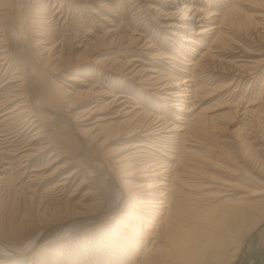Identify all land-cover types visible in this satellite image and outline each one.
Here are the masks:
<instances>
[{"label": "rangeland", "instance_id": "1", "mask_svg": "<svg viewBox=\"0 0 264 264\" xmlns=\"http://www.w3.org/2000/svg\"><path fill=\"white\" fill-rule=\"evenodd\" d=\"M7 1L6 5H0V38L9 51L8 60L0 68V98L8 87L19 83H6L11 76H16L13 55L18 51L33 67L30 73L33 78L29 74L23 76L28 98H18L12 105L23 104L16 112L22 111L29 120L27 124L39 110L52 118L36 120L20 132L16 143L26 133L35 134L32 146L43 150L26 160L24 166L18 156L12 155L15 146L8 147L0 140V243L9 252H0V264H123L124 260L130 264L129 255L115 258L121 253L117 250L126 245L115 224L125 213L124 209L136 203L130 194L143 178L132 164L122 172L115 171L114 167L116 177L104 171L90 173L87 166L91 164L85 165L81 159L89 158L93 163L107 159L113 165L112 155L142 139V131L132 137L126 135L129 132L116 133L115 125L122 117H110L118 114L117 110L122 115L124 110L134 109L136 119L141 118L143 122H155L154 118L160 117L161 122L174 123L178 110L165 104L162 99L166 96L165 90L155 93L147 84L138 82V71L162 69L161 75L174 74L177 78L189 74L179 62L183 59L178 57L174 61L166 56L175 55L176 50L196 57L205 52L204 46L211 43L210 35L202 39V46L195 51L182 50L179 44L186 41L180 40L182 37L199 39L196 32L208 26L210 20L200 17L210 13L207 9L229 8L232 0ZM150 4L154 7L150 8ZM237 4L241 11L245 7L248 14L252 12L239 1ZM184 5L204 12L193 14L192 11L188 15V10L182 8ZM244 19L240 27L233 26L237 31L231 33V42L224 45L231 52L222 47L209 50L194 72L202 88L195 98L191 97L188 104L191 112L187 116L193 119L200 112L208 117L220 114L219 118L206 121L203 128L193 126L184 141L178 135L171 141L160 142L162 145L154 146L155 149L145 147L149 152H144L160 161L176 145L184 143L193 149L186 150L189 151L186 165H179L175 170L185 175L188 184L195 185L186 191L192 193L204 184L208 185L210 196H202L200 192L199 196L190 193L177 196L178 217L183 222L179 225L183 230L173 231V235L178 239L182 233L197 228L203 242L199 251L211 257L219 255L217 264H264V208L258 210L236 200L239 197L253 200L260 195L256 191L262 188L261 177L255 170L258 171L264 158V148H260L264 147V20L254 16L260 25H253L254 19L251 24L248 18ZM189 21L191 25L182 23ZM13 23L21 25L23 35H13ZM182 24L186 27H176ZM98 59L105 62L96 64ZM108 59L115 61L109 65ZM130 69L137 76L127 73ZM30 78L42 96L38 91L33 93ZM22 90L19 87L17 94ZM113 94L125 96L110 107ZM40 99L49 103L51 113L36 108L35 102ZM25 117L9 123L23 125ZM113 120L116 122L112 123ZM224 138L231 139V147L220 141ZM238 153L247 156L245 162L238 160ZM54 159L57 160L52 162ZM70 171L74 174L65 185L56 186ZM39 174L45 178H37ZM226 180L233 182L235 190L223 184ZM180 184L185 186L183 182ZM224 188L234 191L232 197L239 203L209 202ZM102 209L98 217L100 214L96 213ZM65 221L70 223L69 228L64 225ZM127 221L134 224L130 219ZM225 232L228 238L224 237ZM235 247V252L229 253ZM177 251L174 249L173 257ZM177 256L186 263L185 255Z\"/></svg>", "mask_w": 264, "mask_h": 264}, {"label": "bare ground", "instance_id": "2", "mask_svg": "<svg viewBox=\"0 0 264 264\" xmlns=\"http://www.w3.org/2000/svg\"><path fill=\"white\" fill-rule=\"evenodd\" d=\"M238 1L246 5L248 9H251L252 12L248 14L247 13L248 10H246L245 7L241 8L242 9L241 11L240 6L237 4ZM238 1L237 0H232V2L230 1L231 3H230L229 8L227 6L226 7L219 6L220 8L222 7V9H220L219 7H218L219 9L214 8L212 11L207 9V12H210V13H207V16L204 13L205 16L204 17L202 16L200 18L207 19V20L209 18L210 19L208 20L209 24L206 27H202L198 29V31L196 32V35L200 36L199 39L196 38L197 40H193L191 38L185 39L182 37V39L180 40V41H186V43L185 44L183 43V45L182 43L179 44V47L182 50H194L195 51L198 49V47L202 46V42H201L202 39L207 38V36L210 35L211 43L210 45L204 46L206 47L205 52L199 53L198 57H196L195 55L192 56L189 54L187 56L186 54H183L179 50L174 51L175 55H173L172 53L168 55L166 54L167 58L173 59L174 61L176 60L178 61L177 59L178 57L183 59V61L181 60L179 61L184 65L182 69L184 72H187V73L189 72V74H187L185 77L177 78L176 75L174 74L169 75V77H166L168 73L165 74V76L161 75L162 69H157V70L142 69L139 71L137 70L139 72L138 77H137L138 82L140 81L142 83L147 84L150 90L156 91L155 93L160 92V90H165L166 96L162 97V99L165 101V104H167V106H170L172 108L174 107V109L178 110L176 115H174L173 117L174 123L170 125V123L169 122L167 123V121L161 122L162 119L160 117H155L154 118L156 120L155 122H150V123H148V121L143 122V121H140L141 118H139L140 120H137L138 118L136 119V116L138 115L136 114V111L134 109H130V110L123 109L124 111L122 112V115H120L121 110L120 111L117 110L118 114L114 115V117H110V118H115V116L122 117L120 122L115 125L116 133L118 135H121L122 132L125 131L127 133L129 132L128 134H126L128 137H132L134 134L142 131L143 132L142 139L140 138V140L135 142L130 147L129 146L125 147L124 149L119 151L118 154L112 155V156L110 155L114 162L113 165L108 164L109 160L107 159H102L97 163H93V161L89 158H86V160L85 158L81 159V161L85 163V165L86 163L91 164L87 166L90 173L104 171V174L106 175L112 174L114 177H116V174H115L116 170L117 171L120 170L122 172L125 170L127 166L132 164V165H135L134 169H137L138 172L140 173V176H142L143 178V182H140L138 183V185L133 186V189H132L133 194H130L131 196H133L132 198L136 200V203H133L129 207H127V209H124L125 213H122V216L116 219L115 226H117L118 228V231H119L118 234H120V238H122V240L126 242V245L124 248L122 247V249L117 250L121 253L120 254L117 253V256L115 255L116 260L121 259L120 257L123 258V255L124 257L129 255L130 257L129 256L128 257L130 258L129 259L130 264H217V262L221 258L219 255H212L211 257V256L206 255L203 252V250L202 252L199 251L203 247V242H202L200 235L197 233V228L193 230H190L188 228L190 231L182 233L181 238H178V239L174 236L175 234L173 235L175 231L183 230V228L180 227L179 225L183 222H181V218L178 217L179 211H178L177 203H176L177 196L188 195V193H190L191 191L188 192L185 189H187L189 186H195V185L188 184L187 179H184L185 175H179L178 171L175 169L179 165H183L187 163L189 159L187 158L186 154H188L189 151H186V150L192 151L193 149H191L190 146L186 147L184 143L180 144L179 147H177L176 145L174 146L175 148H173L172 153L170 152L168 154H165L164 158L158 156L159 159L163 158L160 161H158L156 158H150L151 154L146 156L145 155L146 153L144 152L147 151L146 150L147 148L155 149L153 147L161 144L160 142L164 140L171 141L173 140V137L177 138L178 135L181 136L183 138L181 140L184 141L185 137L190 136L189 134L193 126L196 127L195 125H197V126H200V128H203V124L206 123V121L214 122L215 119L219 118L220 114H213L211 117H208V116L202 115V113L199 112L197 113L196 117L191 119L190 117L187 116L191 112V107L188 104L191 102L190 101L191 97L197 96L198 95L197 92H200V88H202V86L198 85L197 83L198 81L196 78L197 74H194V72L196 68H199L198 65L204 59H206L209 50L213 48L220 49V47H222L223 49H227L228 52H231V50L228 48H225L226 46L224 45L229 40L231 42V39H230L231 33H233L234 30H236L235 27L233 26L240 27L241 25H243V23L246 21L244 19L245 17L248 18V22L250 24L253 21L254 16L259 17V19L261 18L264 20V11H263L264 10V7H263L264 0H248L250 2H241V0H238ZM7 2L9 1L0 0V5H6ZM149 7L151 8L154 6L150 4ZM0 8L2 7L0 6ZM182 8L183 10H186V11L188 10V15L192 11H194L193 14L195 13L199 14L200 12H204V10L203 11L199 10L198 12L195 6L193 8H189L186 5H184L182 6ZM217 15H219L218 16L219 19ZM214 16H216L217 18H215ZM184 18H186V16ZM254 20L255 22L253 21V25H260V21H256V19ZM182 23H188L191 25L190 21L182 22ZM176 27L185 28L186 26L185 24H182V26L178 25ZM12 31L13 33H15V34L12 33L13 35H16V36L18 34L23 35V31H22L20 24L16 25L13 23L11 26V32ZM22 41H21V44H19V46H22ZM187 42H190V43H187ZM188 45L190 47H188ZM151 50H153V48ZM157 52L159 53V51ZM8 53L9 51L6 48V43L3 41V38L2 39L0 38V60L2 61V63H0V68H2L3 63H5L8 60L9 58ZM22 55L23 54H21L18 51L17 53L13 55V60L16 61V66H17L15 67V70H17L16 76L15 77L11 76L10 77L11 79H8L9 81L6 82L7 84H10V83L14 84L15 82L17 83V81H19V83L13 85L12 87H8L6 92H4L5 93L4 96L0 98V140L1 142L5 143L6 146L8 147L15 146V149H13L14 153H12V155L18 156L17 158H18L19 163H22L24 166L25 164H27L26 160L30 159L33 156L38 155L43 150H40V147L35 148L36 146L35 147L34 145L32 146L31 141L34 138H36L34 137L35 134L30 136L28 135V133H26L24 139L21 141H18L19 143L15 142L16 139L21 135L22 131L28 128L26 126L32 125L34 121L36 120L42 121L43 118H52V116L50 114H45L44 113L45 111L43 112L39 110L40 112L38 113L36 112V114L33 115L34 119L32 120V122L30 121V124H27L29 120L28 118L25 117V115L21 113L22 111L16 112V110H18L19 108L20 109L23 108V104L18 103L19 105L18 104L12 105V103L15 100L17 101L18 98H22V97L28 98L27 96L28 92L25 91L26 88L24 86L25 78L23 76L24 75L26 76L27 74H29L33 78V76L30 74L31 72H33V67L29 66V61L24 59ZM96 61H97L96 64L105 62V60L103 59H98ZM113 61L115 60L108 59L106 64L112 65ZM177 65L178 64H176V66ZM202 66H204V64H202ZM234 66L237 67V65H233L232 67L235 68ZM203 68L205 69L206 67H201L200 69H203ZM126 69L127 67L125 68V70ZM240 71L244 73L243 70H240ZM127 73L129 74L132 73V76H137V73L133 72V69L128 70ZM234 77L232 78V80L234 79ZM68 79H71V77H68ZM173 79L175 80L173 81ZM30 80L32 83L31 89L34 93V91H38L39 88L36 86L34 80H32L31 78ZM228 86L229 85L226 84V87ZM19 87H22L23 90L21 92H18L17 94V90ZM21 93L24 95L22 96ZM38 93L42 96L41 91H38ZM112 96H113V99L111 102H109L110 107L116 103L117 99L125 95L113 94ZM35 104H36L37 109L43 108L46 111H48V113H51L50 111L52 109L46 100L37 101V103L35 102ZM150 115L151 114H149L148 116L146 115V116L150 117ZM24 117L25 119L22 122H25V123L23 125H19L22 123H17V122L9 123L13 121L15 118L16 119L18 118V120H20L21 118H24ZM114 121L116 122V120H113L111 122L113 123ZM175 131H179V133ZM220 141H222L224 145L231 147V139L228 140L224 138V139H221ZM145 147L147 148L145 149ZM260 148L263 149L264 147H260ZM255 149H258V148L255 147ZM4 153L9 154L8 151H5ZM239 153L237 155L238 160L242 161L241 163L245 162V159L247 158V156L245 155L243 156ZM236 154L237 153H235V156ZM56 160L57 159H54L52 162H55ZM259 165L260 167L258 171L257 170L255 171H256V174H258L261 177L259 179L260 180L259 183L262 185V188L256 191L257 194H260L257 196V198L246 201L244 198L239 197L236 199V200H239L240 202L239 203L232 197L235 194V193H232L234 191L230 192L228 191L230 189L224 188L218 191V193H216L214 196H212L214 199H212L209 202L215 201L217 204L221 205L227 202L235 201L233 203L254 206V207H257L258 210L261 208H264V158H262ZM114 167H115L114 169L115 171L113 170ZM59 168H62V166H59ZM73 174H74V171H70L69 173H66V175L64 174L65 176H63L60 183L57 182L58 184H56V186L65 185L66 180L70 178ZM40 175L41 174H39L37 178H40V177L43 179L45 178L43 174L41 176ZM115 180L119 182L117 178H115ZM180 182H183L185 186L180 184ZM232 183L233 182L228 183L227 180H226V183L223 181V184L229 185L232 188H234L233 190H235L236 187ZM207 186L208 185H204V184H202L201 187L197 186L198 188H196L195 190L193 189L192 193L190 194H192L193 196H199L201 193L202 196L208 197L210 196V194L207 192V188H209ZM198 192L200 193L198 194ZM102 211L104 210L102 209L101 211H98L96 214H100L102 213ZM175 211L177 212V214ZM98 217H101V214L100 216L98 215ZM127 219L134 221V224L129 223ZM61 223L63 224L62 221ZM68 223L69 222H66V221L64 222L65 226L67 224V228H69L68 226L70 224ZM141 224H142V228H141ZM206 224H207V221H206ZM207 225L210 226V223ZM224 237L228 238V234L226 232L224 233ZM175 240H178V241H175ZM4 247H5L4 244L1 245L0 243V252H3V253L6 252L5 251L6 249ZM139 247H140V250H139ZM174 249L178 250L176 253L177 255H185V259L187 260L186 263H183L181 262V260L177 259L179 257L177 255L173 257ZM236 249L237 248L235 247V249H232L229 253L233 254V252H235ZM128 252L130 254H128ZM215 252L216 250L214 249V253ZM6 253H9V252H6ZM124 261H126V263H123V261L121 262L123 264H127L129 262V261L127 262V260H124Z\"/></svg>", "mask_w": 264, "mask_h": 264}]
</instances>
